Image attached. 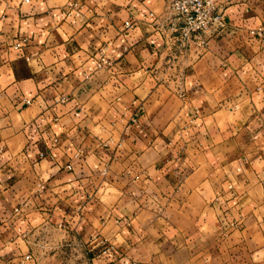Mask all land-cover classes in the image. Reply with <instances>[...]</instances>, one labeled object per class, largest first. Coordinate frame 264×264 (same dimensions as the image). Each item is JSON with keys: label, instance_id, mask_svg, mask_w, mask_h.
I'll use <instances>...</instances> for the list:
<instances>
[{"label": "crops", "instance_id": "0c3cea01", "mask_svg": "<svg viewBox=\"0 0 264 264\" xmlns=\"http://www.w3.org/2000/svg\"><path fill=\"white\" fill-rule=\"evenodd\" d=\"M216 3L176 55L171 0H0V264H264V0Z\"/></svg>", "mask_w": 264, "mask_h": 264}, {"label": "built area", "instance_id": "2783aa9c", "mask_svg": "<svg viewBox=\"0 0 264 264\" xmlns=\"http://www.w3.org/2000/svg\"><path fill=\"white\" fill-rule=\"evenodd\" d=\"M27 2V0H24ZM172 12L169 18L160 25V29L164 33H170L171 38L176 43V55H183L192 46L199 50L208 49V41L211 35L220 34L227 27L224 13L218 8L216 0H171ZM125 28L131 29L132 23L125 22ZM248 34L256 38L258 41L264 40V29L260 28L249 30ZM26 40L20 39L15 47H21ZM111 61L102 51L96 62V69L108 68ZM28 105L30 102L25 101ZM82 151L79 150L73 156V159H81ZM71 164L67 169H71ZM14 212H18L15 208ZM30 254L24 256L23 261L31 260Z\"/></svg>", "mask_w": 264, "mask_h": 264}, {"label": "rangeland", "instance_id": "374dc122", "mask_svg": "<svg viewBox=\"0 0 264 264\" xmlns=\"http://www.w3.org/2000/svg\"><path fill=\"white\" fill-rule=\"evenodd\" d=\"M69 255H71V254H70V253H67V254H61V258H63V261H65L64 258L67 257V256H69ZM78 256H79V254H75V255H74V257H78ZM79 260H80V258H79ZM79 260L76 259L77 262H78ZM62 264H72V263H71V262H70V263H65V262H64V263H62ZM75 264H76V263H75ZM78 264H80V263H78Z\"/></svg>", "mask_w": 264, "mask_h": 264}]
</instances>
